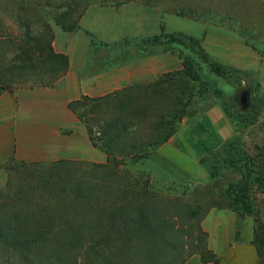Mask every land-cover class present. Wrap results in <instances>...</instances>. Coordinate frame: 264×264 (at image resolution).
<instances>
[{
	"label": "trees",
	"instance_id": "16d2710c",
	"mask_svg": "<svg viewBox=\"0 0 264 264\" xmlns=\"http://www.w3.org/2000/svg\"><path fill=\"white\" fill-rule=\"evenodd\" d=\"M43 1L63 5L64 10H47ZM131 2L197 21L211 15L230 17L210 6L198 10L186 0H97L79 8L76 19V9L67 0H0V29L6 32L0 39V94L56 83L68 72L70 61L54 46L55 28L80 30L83 14L94 3ZM230 20L229 28L253 46L256 38L248 26ZM125 44L159 46L161 52L181 59L183 68L136 79L103 96L83 95L69 104L93 146L107 156L105 163L70 158L28 163L13 158L6 164L10 180L0 190V264H186L196 254L203 261L209 255L218 262L200 225L212 208L254 215V243L260 252L264 249V222L253 198L256 189L264 192V144L249 150L230 106L222 107L234 135L201 159L211 181L195 188L194 201H168L152 190V173L134 167L167 143L217 79L230 78L235 69L214 60L203 37L168 32L165 24L160 34ZM214 94H223L222 88L216 86ZM253 109L254 104L243 111ZM236 116H242L246 126L256 122L238 111ZM187 217L197 221L199 242L191 239L194 224L179 222Z\"/></svg>",
	"mask_w": 264,
	"mask_h": 264
},
{
	"label": "crops",
	"instance_id": "0c3cea01",
	"mask_svg": "<svg viewBox=\"0 0 264 264\" xmlns=\"http://www.w3.org/2000/svg\"><path fill=\"white\" fill-rule=\"evenodd\" d=\"M163 24L168 32L204 36V46L218 60L220 51L231 49L229 63L254 72L264 94V52L256 57L239 34H232L234 42L222 36L213 38L205 23L139 2L121 6L94 3L82 16L81 29L69 32L58 47L55 44L56 50L67 54L70 61L63 77L50 86H27L0 94V190H5L9 183L6 164L13 158L28 163L61 158L107 161V156L93 146L87 128L69 104L83 95L103 96L136 79L182 69V62L169 52L117 61L133 51L126 40L158 35ZM3 36L0 29V37ZM204 120L208 134L214 136L212 141L210 135H205L204 152L217 148L234 133L232 122L220 106L211 108ZM201 226L208 233V248L218 262L211 257L203 261L202 255L196 254L193 258L198 257L199 264H264V249L260 252L254 243V215L212 208Z\"/></svg>",
	"mask_w": 264,
	"mask_h": 264
},
{
	"label": "rangeland",
	"instance_id": "374dc122",
	"mask_svg": "<svg viewBox=\"0 0 264 264\" xmlns=\"http://www.w3.org/2000/svg\"><path fill=\"white\" fill-rule=\"evenodd\" d=\"M67 1L73 3V7H75L76 9V12L74 11V19H76L79 14V8L91 4L92 2H95L97 0ZM44 2L45 1L42 2V5L47 10L54 9L57 14L62 13L64 10L63 5L59 6L55 3L53 5H46L47 1L46 4ZM186 2L194 4V6H196L198 10H205L206 8H208V6H210V8H213L215 10H221L223 12V15L226 13L229 14L230 17L226 16L227 20H222L218 16L211 15L204 17L207 20L198 21L208 25L207 33H212L214 35L213 38H215V36H222L224 38H230V41L232 42L235 41V38L233 37L234 35L232 34L238 33L234 32L229 28V21H231L230 19L232 17H234V20L237 21L236 24H239L242 28L248 26L249 30L252 34L255 35L254 38L256 39L253 46L249 44L247 45L254 50L256 57L261 56L263 54L264 0H186ZM55 29L56 39L54 41V46L56 44V47H58V44L62 42V39H65L69 32L61 29V27L59 26ZM3 31L4 36L0 37V39L5 38L6 36L5 30ZM204 38L205 37L203 36V40ZM146 45V49H144V45H132V53L125 56L123 53L122 55L124 57L120 58L117 61L126 62L132 59L137 60L141 57L161 52V47L159 46L152 44ZM223 50L224 51H220L221 60H218L209 51L208 52L214 60L227 66H231L235 69V71L232 72L231 77L226 79H217L216 83H212L213 87H211L212 89L209 91L207 96L203 99H199L195 103L194 115L185 117L182 123L180 124L178 131L176 132H179V135L177 134L178 136L173 141H171V143L169 141L172 138L160 148L155 150L149 156V158L144 161L142 165L134 166L136 168L135 170L144 169L146 172L152 173V180L150 181V186L152 190L159 192L158 194L160 196L165 197L168 201L176 199L177 197L180 198V200L184 203L191 202L192 200L194 201L197 197L196 191H194L195 188L198 186L204 187L205 185H208V183L211 181L208 167L201 162V159L210 154L212 151L218 149L227 139L231 138L234 135L233 133V135L224 140V142L220 146L211 150L210 152L203 151V141L205 139V135L208 134L206 128L208 126H206L204 116L211 108L215 106H220L222 109V106H230L232 108L231 112L234 113L233 121L243 134L247 147L251 152L254 151L255 146H262L264 144V94L261 92V86L258 83L254 72H252L251 70L248 71L241 67L231 65L229 63V61L231 60V49ZM114 60L115 59H113L112 64H114ZM179 60L181 61V59ZM216 86H220L222 88L223 94H214ZM245 91H250L251 93V105L254 104V109L251 111V113H246L243 111V109H248L245 108L242 104V94ZM251 105L249 107H251ZM237 111L240 115L243 114L247 119H255L256 122L250 126L244 125V120L242 121V116H236ZM210 136L212 138H209L213 141L214 136H212V134ZM182 150H184V152ZM253 198L257 215L262 221V218L264 217V192L256 189ZM163 212L165 214H169V211L165 212L164 209ZM202 220L200 222V225L202 223ZM179 222L180 224H183L186 227H188L190 222H192L194 224V233L191 239L194 243L200 241L197 237L198 231L196 226L198 224L195 219L192 220L187 217V219H180ZM207 239L208 236L205 240L206 245L208 247ZM205 257L210 258L211 256L206 255ZM191 258L189 259L190 262L188 264H199L198 257L193 259Z\"/></svg>",
	"mask_w": 264,
	"mask_h": 264
},
{
	"label": "water",
	"instance_id": "95a60500",
	"mask_svg": "<svg viewBox=\"0 0 264 264\" xmlns=\"http://www.w3.org/2000/svg\"><path fill=\"white\" fill-rule=\"evenodd\" d=\"M252 103L250 91H245L242 94V104L245 108H248Z\"/></svg>",
	"mask_w": 264,
	"mask_h": 264
},
{
	"label": "clouds",
	"instance_id": "9594fccd",
	"mask_svg": "<svg viewBox=\"0 0 264 264\" xmlns=\"http://www.w3.org/2000/svg\"><path fill=\"white\" fill-rule=\"evenodd\" d=\"M229 91H230V89H229Z\"/></svg>",
	"mask_w": 264,
	"mask_h": 264
}]
</instances>
